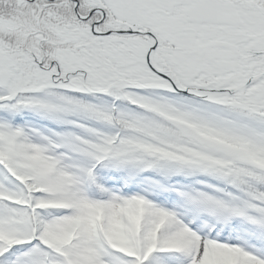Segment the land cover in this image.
Wrapping results in <instances>:
<instances>
[{"label":"snow or ice","instance_id":"1","mask_svg":"<svg viewBox=\"0 0 264 264\" xmlns=\"http://www.w3.org/2000/svg\"><path fill=\"white\" fill-rule=\"evenodd\" d=\"M0 264H264V0H0Z\"/></svg>","mask_w":264,"mask_h":264}]
</instances>
